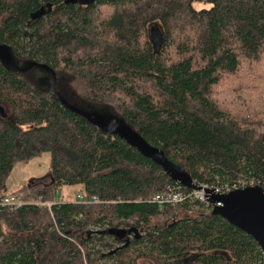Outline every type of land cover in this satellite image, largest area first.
<instances>
[{"label":"trees","instance_id":"1","mask_svg":"<svg viewBox=\"0 0 264 264\" xmlns=\"http://www.w3.org/2000/svg\"><path fill=\"white\" fill-rule=\"evenodd\" d=\"M0 41L17 67L37 63H0V200L16 164L49 153L50 182L18 192L53 203L0 206V264H264L251 237L78 112L105 111L196 186L264 189V0H0ZM66 186L85 201L56 202ZM167 191L185 199L152 202Z\"/></svg>","mask_w":264,"mask_h":264},{"label":"water","instance_id":"2","mask_svg":"<svg viewBox=\"0 0 264 264\" xmlns=\"http://www.w3.org/2000/svg\"><path fill=\"white\" fill-rule=\"evenodd\" d=\"M96 1L98 0H65V3L74 6H87ZM0 63L5 69L21 72L37 66V63H33L25 68L17 67L8 45L1 41ZM39 67L45 69L50 74L51 90L60 100L55 90L54 72L43 66ZM78 112L102 132L120 138L140 155L162 167L176 182L189 189L196 188L192 180L188 179L177 167L168 161L159 148L148 144L139 133H136L127 125L114 118V121H112L98 113ZM211 202L221 203V206L214 207L211 213L222 217L230 225L251 237L264 255V189L260 186L248 187L224 195L213 196ZM107 233L115 236L118 240H123L126 235L130 234V231L120 228H110Z\"/></svg>","mask_w":264,"mask_h":264},{"label":"rangeland","instance_id":"3","mask_svg":"<svg viewBox=\"0 0 264 264\" xmlns=\"http://www.w3.org/2000/svg\"><path fill=\"white\" fill-rule=\"evenodd\" d=\"M203 7H207L202 5L201 3H194L195 9H200ZM39 73V82L41 84H48L49 77L44 74L43 68L37 69ZM89 114H94V112H89ZM100 115H103L110 120L114 121L113 118L107 116L105 111H99ZM50 182V154L44 153L39 157H36L25 163H18L13 168L6 184L7 195H18L22 199V203L34 204L41 207H45L47 209L53 204L52 202H43L42 199L38 196H34L32 192H18L20 189L34 183H40L46 185ZM18 192V193H16ZM79 192L78 186H66L61 188L55 194L56 202L63 201H74L76 199V195ZM205 210L209 208L204 206ZM124 228V227H123ZM127 228V227H125ZM121 229V228H120ZM138 264H151L148 261L141 260Z\"/></svg>","mask_w":264,"mask_h":264},{"label":"built area","instance_id":"4","mask_svg":"<svg viewBox=\"0 0 264 264\" xmlns=\"http://www.w3.org/2000/svg\"><path fill=\"white\" fill-rule=\"evenodd\" d=\"M256 185L251 180H245V179H238L234 183H226L222 186H206V185H195V189L191 190V193L189 194V198L199 201L200 203L204 204L206 207H208L210 210H212L214 207L221 206V203H212V197L218 196V195H224L227 193H230L232 191L248 188V187H255ZM185 199V196L183 194L174 191H167L163 194H157L151 198L152 202H156L160 205H163L165 203H170L172 205H175L176 203L181 202ZM76 200L81 203L84 202V196L83 193L80 191L77 194ZM87 202H90L92 204L99 203V199L96 196H93L87 200ZM26 203H22V199L18 195H5L0 200V206L1 207H8L11 209H17L24 205Z\"/></svg>","mask_w":264,"mask_h":264},{"label":"flooded vegetation","instance_id":"5","mask_svg":"<svg viewBox=\"0 0 264 264\" xmlns=\"http://www.w3.org/2000/svg\"><path fill=\"white\" fill-rule=\"evenodd\" d=\"M129 237H131V233L126 235L123 240H127Z\"/></svg>","mask_w":264,"mask_h":264},{"label":"crops","instance_id":"6","mask_svg":"<svg viewBox=\"0 0 264 264\" xmlns=\"http://www.w3.org/2000/svg\"><path fill=\"white\" fill-rule=\"evenodd\" d=\"M21 190V189H20ZM79 191H82V188L81 187H79ZM75 201V200H74Z\"/></svg>","mask_w":264,"mask_h":264},{"label":"bare ground","instance_id":"7","mask_svg":"<svg viewBox=\"0 0 264 264\" xmlns=\"http://www.w3.org/2000/svg\"><path fill=\"white\" fill-rule=\"evenodd\" d=\"M162 208V207H161ZM212 211V210H211Z\"/></svg>","mask_w":264,"mask_h":264}]
</instances>
